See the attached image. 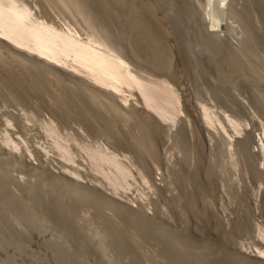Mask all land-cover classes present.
Wrapping results in <instances>:
<instances>
[{
	"label": "rangeland",
	"instance_id": "1",
	"mask_svg": "<svg viewBox=\"0 0 264 264\" xmlns=\"http://www.w3.org/2000/svg\"><path fill=\"white\" fill-rule=\"evenodd\" d=\"M113 1L110 4H116L117 1ZM136 1L135 4L145 2ZM25 2L37 4L38 0ZM146 2L155 4L156 22L174 33L162 37L161 32L160 35L157 32L159 44L166 48L164 52L175 60L178 43L177 50L189 56L191 66L184 74L171 75L160 65L161 59L154 65L141 46H133L118 22L113 21L112 27L105 28L120 35L117 38L122 44L121 52L128 64L133 62L130 69L145 80L158 82L161 89L170 94L174 92L175 96L176 102L173 100L163 117L154 107H149L138 90L124 93L127 102L120 103L118 127L129 137L124 136L128 142L119 144L116 138L107 135L102 124L105 105L101 106L93 98H90L92 101L82 98L86 96L84 93L75 98L72 114L64 122L54 110L52 96L30 95L29 104L23 105L8 91L1 94V133L3 130L13 133L20 126L24 135L13 138L31 141V130L46 125L54 131L65 154L63 158L51 139L43 148L35 143L32 147L24 143L3 147L1 156L14 164L10 170H5L0 162V177L6 180L7 192L14 198H25L26 189L35 191L37 180L26 168L31 161L41 173L59 175L63 180L92 190L96 204L66 193L49 206L32 195L30 215H26L24 207L17 209L15 222L16 226L22 223L28 231H34L32 242L20 251L1 249L0 264H16L15 259L24 261L35 254L44 260L42 264H52L51 251L45 247L49 242L69 247L87 264L117 261L131 264L134 256L115 244L127 227L125 218L120 217L116 208L124 207L130 216L140 215L172 229L178 226L175 207L197 189L202 191L204 199L197 202L200 218L192 221L189 215V234L198 245L210 236L204 230L203 220L212 208L222 231L229 234L232 255L240 260H251L257 255L264 258V254L258 252L264 251V215L261 213L264 173L258 177L251 173L252 168L259 173L263 167L262 158L258 157L262 143H258L257 138L262 135L264 140V6L256 4L255 0ZM139 11L143 10L139 8ZM177 13L185 15L181 26L175 24ZM213 26H216V36L206 33V27ZM127 48L133 51V59ZM124 51H128L127 55ZM174 64L180 68L177 62ZM79 75L75 74L78 80H87ZM52 91L58 93L56 84L52 85ZM163 94L161 97L165 96ZM11 100L13 102H9ZM130 111L144 113L158 125L159 134L153 131L150 135L154 149H148V136H143L127 116ZM3 114H12L16 122L8 123ZM205 114H208V122ZM200 125L206 132L200 131ZM133 140L140 141L141 150L133 145ZM106 155L120 163L121 175H115V162L100 158ZM105 200L113 206L104 207ZM235 206L247 208L244 221L234 216ZM3 207L0 199V209ZM211 229L212 240L218 245L217 230ZM142 244L154 255V264H160L151 240L143 239ZM180 248L187 254L193 251L196 260H206L193 246L181 242Z\"/></svg>",
	"mask_w": 264,
	"mask_h": 264
},
{
	"label": "bare ground",
	"instance_id": "2",
	"mask_svg": "<svg viewBox=\"0 0 264 264\" xmlns=\"http://www.w3.org/2000/svg\"><path fill=\"white\" fill-rule=\"evenodd\" d=\"M110 1L38 0L37 4H28L25 0H0V96L8 91L12 98L17 96V103L23 105L29 104L30 95L37 98L52 96L54 110L59 120L64 122L72 114L71 109L77 102L75 98L84 93L86 96L82 98L89 101H92L90 98H93L101 106L105 105H103L105 120L102 123L104 130L108 136L116 138L119 144L129 141H125L129 137L118 127V118L122 112L120 103L127 102L123 95L127 91L138 90L149 107H154L160 115L165 117L173 100L174 103L176 102L174 92L171 91L173 94H170V92L164 91L158 82L145 80L130 69L133 62L131 60L132 63L128 64L121 52L122 44L117 38L120 35L117 33L114 35L111 29H106L108 26L112 27L113 21L118 22L130 40L129 42L133 46H141L148 53L152 64L158 65V60L161 59L160 65L171 75L184 74L190 68L191 60L184 51H178L179 44L176 41L174 42L177 43L175 60H172L171 56L169 55V57L164 52L166 48L161 47L158 42L159 38H157L160 35L159 31L162 37L166 33L173 32L156 22L153 16L155 4L147 3L146 0L142 4H135L136 0H116V4L115 0H112L114 4H110ZM127 2L131 4H127ZM255 2L264 6V0H255ZM138 7L143 11H139ZM184 17V14L177 13L175 24L181 26ZM215 27H206V33L216 36ZM128 49L129 52H124H128L129 57L133 59L134 53L130 48ZM210 52L212 51L210 50ZM209 55L211 54L209 53ZM209 55L207 54V56ZM176 62L180 68L174 66ZM75 74L83 75L87 80L80 81ZM53 84L58 86V93L52 91ZM160 92H162L161 94L164 92L165 96L161 97V94L159 96ZM167 95L172 98H166ZM99 100L102 103L98 102ZM9 102H13V100ZM2 116L8 123L16 122L12 114H3ZM127 116L138 126L143 136H148V149H154V139L150 135L154 134L153 131L155 134H159L158 125H155L151 118L144 113L130 111ZM204 116L208 122V114ZM106 118H109L107 122ZM199 129L201 132H206L201 125ZM31 132L33 134L30 141V139L13 138L14 135H21L20 137L24 135V130L20 126L13 133L3 130L2 133L0 132V149L3 147L12 148L21 143L31 147L35 143L36 146L43 148V144L49 143V139H51L54 141L55 149H58L64 158L62 144L55 139L52 129L45 125L43 128L31 130ZM257 140L258 143L259 141L262 143L261 148H258V157L262 158L263 167L259 173L258 170L252 168L251 173L255 177L264 173L262 135ZM133 143L134 146L137 145L139 149L141 148L140 141L136 143V140H133ZM100 158L106 162L111 161V157L109 159L107 155ZM0 162L5 170H10L14 165L1 154ZM111 162H115V175H121L123 168L119 165L120 163L117 160ZM26 168L36 178L37 186L34 192L26 189L24 191L25 198L12 197L6 190L5 178L0 177V199L4 202V207L0 209V250L7 247L20 251L32 242L34 231H28L22 223L19 226L15 225L18 220L17 209L24 207L26 215H30L29 199L32 195L37 196L40 203H46L49 206L55 204L61 195L66 193H74L79 199L93 201L96 204V200L92 196L94 192L84 185H76L71 180H63L59 175L41 173L31 161L26 165ZM70 173L76 175L73 172ZM201 199L203 200L204 196L199 189L186 195L183 202L175 207L178 226L172 229H167L163 224L161 226L152 219H146L140 215L130 216L124 207L118 206L116 211L121 218H125L127 227L123 234L117 237L116 246L134 256L131 264H154V255L146 246L144 247L143 239H149L155 245L156 256L160 259V264H264V258L258 257V255L251 260L249 258L240 260L230 253L229 234L222 231L212 208L208 209L207 216L203 220L204 230L208 234L210 233V236L207 235L209 238L198 245L189 234L191 225L189 215L191 214L192 221L200 218L197 202ZM101 203L102 201L98 205ZM102 205L109 208L113 206L108 200H105ZM246 209L235 206L233 214L237 219L244 221L247 218ZM261 213L264 215V206L261 208ZM26 219L27 217L23 220ZM211 228L217 230L218 245L212 240ZM181 242L187 246H193L202 257H206V260H196L197 255L193 251L189 254L184 252L180 248ZM45 247L51 251L52 264H87L80 255L74 254L67 246L49 242ZM258 252L264 254L262 250ZM15 262L16 264H42L44 260L35 254L24 261L15 259ZM114 264L123 263L117 261Z\"/></svg>",
	"mask_w": 264,
	"mask_h": 264
}]
</instances>
